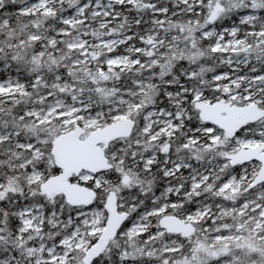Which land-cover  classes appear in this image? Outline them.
<instances>
[{"label": "snow or ice", "instance_id": "6c2138e0", "mask_svg": "<svg viewBox=\"0 0 264 264\" xmlns=\"http://www.w3.org/2000/svg\"><path fill=\"white\" fill-rule=\"evenodd\" d=\"M0 264H264V0H0Z\"/></svg>", "mask_w": 264, "mask_h": 264}]
</instances>
